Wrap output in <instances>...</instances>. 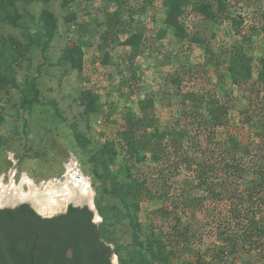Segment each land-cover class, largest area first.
Masks as SVG:
<instances>
[{
	"label": "rangeland",
	"instance_id": "1",
	"mask_svg": "<svg viewBox=\"0 0 264 264\" xmlns=\"http://www.w3.org/2000/svg\"><path fill=\"white\" fill-rule=\"evenodd\" d=\"M223 2L224 10L220 11L213 0H193V4H209L214 21H209L188 6L180 17L186 33V37L180 40L163 24L162 0H74L67 8L61 6V0H50L48 5L42 0L30 3L18 0L16 6L23 14V27L1 24L0 31L6 36L25 41L24 27L27 26L30 32L35 28L27 13L37 18L43 8L54 12L58 31L46 50L42 51L36 45L28 48L20 67H17L20 88L26 78L36 79L39 102L31 111L21 107L19 90L8 89L0 93V184L3 190L11 184L17 185L23 172L36 183L61 178L66 172L65 165L74 159L94 190L89 207L99 224L102 219L95 208L99 194L92 185L90 175L91 150L105 140L119 139L118 132L126 113L129 111L138 116L139 101L153 99L155 124L161 128L178 127L179 124L180 127L191 128L195 118L192 112L194 104L203 106L204 99L212 97L228 107L229 117L236 123L242 112L248 109L250 95L248 86L240 89L231 85L225 64L226 52L233 46L242 47L252 60L253 80L256 79L258 59L264 56V0ZM69 13H74L76 20L66 24L64 18ZM233 20L238 23H233ZM160 29H165L166 34L158 40L156 35ZM118 31L120 33L117 34ZM135 32L144 33L143 45L138 49L123 46V40ZM76 45L82 50L80 69H73L61 60L64 51ZM104 57H107V65L103 64ZM176 77L180 82H174ZM84 89L92 90L101 103L99 114L88 119L82 115L83 106L80 103V94ZM263 91L259 96L264 104ZM196 110L200 116L208 117L202 107ZM73 127L88 140L84 149L75 144ZM255 127L242 131L244 141L251 144L252 151L255 148L252 144L262 133L261 127L260 130ZM252 160L248 159L247 164H251ZM111 171L120 180L125 179L121 153ZM183 178L185 175L177 177L175 183ZM180 190L179 185L171 187L169 201L174 199L171 203L182 204L178 201L179 194H182ZM75 202H79L74 203L77 205L85 203ZM26 203L31 205L28 201ZM101 203L117 205L108 195L101 199ZM165 203L169 205L162 199L141 202L138 221L142 239L169 237L172 221L163 219L157 212ZM68 204L70 202L65 208ZM11 206L10 202L0 207ZM60 206L56 213L63 208ZM181 219L183 222L192 221L193 228L198 229L197 235L190 241V249L185 246L177 248L171 264H182L185 259L192 264L264 263L259 252H242L235 261L229 257L216 259L218 244L214 237V225L204 209L188 212ZM113 238L118 245L132 250V232L126 219L114 226ZM110 247L114 248V245ZM125 254L124 249L120 256ZM261 254L264 255V249ZM114 255L119 260V255Z\"/></svg>",
	"mask_w": 264,
	"mask_h": 264
},
{
	"label": "trees",
	"instance_id": "2",
	"mask_svg": "<svg viewBox=\"0 0 264 264\" xmlns=\"http://www.w3.org/2000/svg\"><path fill=\"white\" fill-rule=\"evenodd\" d=\"M17 1L0 0V25L23 27V14L17 9ZM73 1L61 0L60 4L67 8ZM213 1L220 11L224 10L223 0ZM42 3L48 5L50 0H42ZM162 5L164 26L180 40L186 37L180 17L188 6L214 21L209 4L162 0ZM27 16L35 28L30 32L27 26L24 27L25 41L0 31V93L8 89L19 90L21 107L29 112L39 102L36 79L26 78L20 88L17 67L31 46H39L42 51L50 46L58 31V21L54 12L47 8H43L37 18L29 13ZM64 20L70 24L76 20V15L69 13ZM233 23L238 22L233 20ZM165 34L166 30L160 29L156 37L161 40ZM144 38L142 32L131 33L121 44L138 49ZM61 60L73 69H80L81 47L76 45L66 49ZM103 64H108L107 57L103 58ZM225 64L231 85L240 89L248 86L250 95L248 109L236 123L230 119L228 107L212 97L205 98L203 106L194 104L195 118L191 128L180 127L179 122L178 127L161 128L155 124L153 99L139 101L138 116L129 111L126 113L118 132L119 139L105 140L91 150L90 175L99 194L95 208L102 221L97 225L92 223L94 213L86 206L68 205L65 213L51 218L41 217L27 204L0 209V264H29L28 253L35 239V264H111L109 257L114 253L119 255V264H171L177 248L190 249V241L197 235L198 229L193 228L192 221L181 219L182 215L196 209H204L213 221L218 244L216 259L229 257L235 261L242 252H259L260 259H264L261 254L264 249V104L259 96L264 87V56L258 59L255 80L252 60L242 47L230 48ZM174 79V82H180L178 77ZM80 103L85 119L101 111L100 98L90 89L81 92ZM199 107L207 112V118L199 115L196 110ZM1 121L0 118V124ZM251 126L262 129L252 144L255 146L253 151L242 134L245 128L251 130ZM72 132L75 144L84 149L88 144L84 134L76 127ZM119 153L125 168V179L121 180L111 171ZM250 158L253 162L247 164ZM181 175H185L182 183H175ZM173 185L182 189L178 199L182 204L171 203L174 199L169 201V190ZM105 195L117 205H102L101 199ZM161 199L170 205L165 203L157 209L163 219L172 221L169 237L163 239L157 235L154 239H142L138 221L141 202ZM122 219H126L131 228L132 250L118 245L113 238L114 226ZM124 249L125 256H120ZM182 264H192V261L185 259Z\"/></svg>",
	"mask_w": 264,
	"mask_h": 264
},
{
	"label": "bare ground",
	"instance_id": "3",
	"mask_svg": "<svg viewBox=\"0 0 264 264\" xmlns=\"http://www.w3.org/2000/svg\"><path fill=\"white\" fill-rule=\"evenodd\" d=\"M65 170L61 178L40 183H36L23 172L17 185L11 184L3 190V185L0 184V206L11 201H28L41 214H50L57 211L60 205L63 207L70 201L78 200L90 205L94 190L89 179L81 172L74 159L65 165Z\"/></svg>",
	"mask_w": 264,
	"mask_h": 264
},
{
	"label": "water",
	"instance_id": "4",
	"mask_svg": "<svg viewBox=\"0 0 264 264\" xmlns=\"http://www.w3.org/2000/svg\"><path fill=\"white\" fill-rule=\"evenodd\" d=\"M72 202V203H71ZM11 203H12V205L13 206H11L10 208H14V207H17L18 205H21V204H27L25 201H11ZM75 202L74 201H70V204H68V205H73V206H77V207H83V206H87L89 209H90V207H89V205L88 204H83V205H77V204H74ZM27 205H29V204H27ZM38 215H40L41 217H44V218H51V217H54V216H56V215H58V214H61V213H63V212H65L66 211V208H67V206H66V208H65V206H63V208L61 209V211L59 212V213H56V211L55 212H52V213H47V214H41L40 212H38L37 211V209L34 207V205H29ZM36 240L37 239H35L34 240V242H33V244H32V246H31V248H30V250H29V253H28V259H29V264H35L34 263V249H35V245H36ZM117 262H118V260L116 259V257H115V255L114 254H112L111 255V263L112 264H117Z\"/></svg>",
	"mask_w": 264,
	"mask_h": 264
},
{
	"label": "flooded vegetation",
	"instance_id": "5",
	"mask_svg": "<svg viewBox=\"0 0 264 264\" xmlns=\"http://www.w3.org/2000/svg\"><path fill=\"white\" fill-rule=\"evenodd\" d=\"M68 207V206H67ZM77 207V206H76ZM87 207V206H86ZM5 208H8V207H3V208H1L0 207V209H5ZM10 208V207H9ZM88 208V207H87ZM67 209V208H66ZM89 209V208H88ZM90 210V209H89ZM66 212V211H65ZM65 212H63V213H65ZM92 223H94V224H96L97 225V222L95 221V218H94V216H93V218H92ZM109 260H110V263H111V257H109ZM112 264V263H111Z\"/></svg>",
	"mask_w": 264,
	"mask_h": 264
}]
</instances>
